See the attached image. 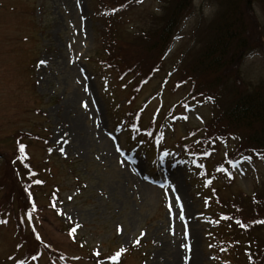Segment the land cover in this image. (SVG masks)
Listing matches in <instances>:
<instances>
[{"label": "rangeland", "instance_id": "obj_1", "mask_svg": "<svg viewBox=\"0 0 264 264\" xmlns=\"http://www.w3.org/2000/svg\"><path fill=\"white\" fill-rule=\"evenodd\" d=\"M111 1L0 0V209L9 211L2 216L8 221L0 224V264L18 262L13 255L19 234L12 216L20 221L30 217V229L32 220L40 241L55 252V264H101V258L103 264H187L181 222L169 212L168 189L158 186L162 176L179 184L187 216H196L184 222L193 236L194 264H239L245 256L242 247L224 253L218 245L222 227H217L215 216L225 210L211 200V192L229 202L239 197L237 206H244L250 216L264 203V160L248 154L226 160L236 148L234 137L209 144L203 137L204 127L208 129L230 102L233 86L235 93L264 81L263 11L251 4L248 18L255 49L237 71L226 69L224 86L214 92V100L187 97L190 89L203 92L211 84L209 76L196 70L193 80L176 88L170 74L180 53L188 51L180 69L194 65L217 9L214 1L190 0L170 39L164 67L146 82L141 77L131 80L132 74L118 76L113 66L106 67V52L117 39L121 45L115 56L121 65L135 64L150 38L147 32L169 0H142L113 14H118L114 20L105 9ZM156 63L140 65L142 77ZM85 87L90 90L85 92ZM93 98L98 104L91 103ZM85 100L88 108L82 106ZM101 114L118 142L104 132ZM136 115L140 133L131 135ZM150 124L159 128L158 143L144 133ZM137 139L149 143L138 146ZM61 142L65 154L57 150ZM188 145L197 152L198 169ZM137 152L139 168L133 171L122 162ZM162 152L172 154V163L163 169L154 163ZM15 155L21 164L29 160L25 167L33 173L31 187L39 185V179L44 182L33 189L30 215L23 210L25 193L12 182L9 159ZM54 187L58 192L50 202ZM253 194L259 203L253 199L251 204L248 196ZM261 230L257 238L264 245V227ZM117 252L121 255L113 260ZM57 253L62 255L59 261ZM47 261L41 254L36 262L22 264Z\"/></svg>", "mask_w": 264, "mask_h": 264}, {"label": "trees", "instance_id": "obj_2", "mask_svg": "<svg viewBox=\"0 0 264 264\" xmlns=\"http://www.w3.org/2000/svg\"><path fill=\"white\" fill-rule=\"evenodd\" d=\"M142 0H112L108 6L105 5V9L112 17L113 14L120 11L128 10V8L134 6L135 3H140ZM214 1L217 9L214 16L209 24V31L205 42L203 43L200 50L197 52L196 60L194 65H190L183 69H180L178 64L184 66L186 64V58L188 51L180 53L179 59L176 62L174 68L170 72L171 75L175 76L174 87L178 88L187 84L189 80L195 78L196 70L204 74L206 77L209 76L211 84L204 86L203 92L194 91L190 89L188 97L190 98H210L216 100L215 91L224 86L225 71L228 68H236L251 52L254 51L252 36L254 26L252 21L248 18V15L252 10V3L258 4L264 14V0H210ZM190 6V0H169V2L162 7L163 13L156 21L153 29L148 31L149 39L143 43L142 52L137 59V63L129 66L121 65L122 59L115 56V51L120 47V42L115 41L107 43L110 46L107 54V66H113L118 72L117 75L120 77L132 74L131 80L140 78L146 81L159 72L164 67L163 59L169 52L171 46V37L177 31L178 22L183 12H185ZM103 11V6H101ZM117 14V15H118ZM117 15L113 16L114 18ZM115 26V24H114ZM113 26V27H114ZM144 32V31H143ZM112 36V35H111ZM264 41V36L262 37ZM145 61H154L156 63L149 71L147 75L142 77L143 71L140 70V65H144ZM192 66V67H191ZM194 84V82H192ZM235 86L232 87V94L228 100L230 102L221 112L212 118L214 123L207 129V125L204 127L203 141L205 144L212 143L220 138H229L228 135L233 136L232 140L235 141L234 152L226 156V160H230L238 155L248 154L258 159L264 160V81L246 87V89L236 91L234 93ZM199 92V94H198ZM197 93V94H196ZM196 94V95H195ZM194 95V96H193ZM219 107V104L216 105ZM222 110V109H221ZM139 115H136L135 121L139 119ZM134 120V119H133ZM232 132V133H231ZM144 133L154 134L153 140L155 143L158 142L159 132L155 131L154 124L145 130ZM228 133V134H227ZM150 136V135H149ZM192 150L195 153V161L198 162L197 152L192 148L191 145L187 146V151ZM196 150H198L196 148ZM190 157L191 153L189 152ZM16 156V155H15ZM13 156V157H15ZM13 158L9 159L11 167L12 182L15 187L20 189L25 195H30L29 183V169L23 165L13 163ZM224 160L219 165L222 168L224 166ZM11 176V174H10ZM8 176H4L3 178ZM6 183L7 180H4ZM209 187L212 183L211 179H208ZM262 192L264 193V185H262ZM256 194V193H255ZM212 199L218 207L220 206L225 210L220 212L215 219L218 221L217 227H222V230L218 232V245L224 253L227 251L238 250L240 247L243 249L244 257L241 258L242 262L239 264H264V245L261 243L260 232L264 224L258 223V221L264 220V203L257 204L248 216L247 212L243 211L244 206H237L235 200H223L217 194L215 190L211 192ZM23 197V196H22ZM25 197V196H24ZM23 197V198H24ZM246 197V196H245ZM251 204L253 199L255 203H259V199H256V195L248 196ZM25 201V199H23ZM258 200V202H257ZM31 205L30 200L28 201ZM215 204V205H216ZM239 204H241L239 202ZM32 210V207H30ZM29 209V208H28ZM233 210L229 211V210ZM245 209V208H244ZM262 210V211H261ZM9 211H2L0 209V220L2 216ZM33 211H31V214ZM19 214V213H17ZM249 217V218H247ZM25 218L20 221L12 216V220L15 228L17 227L19 234V243L16 245V252L13 257H17V264L24 262H36L41 254L47 256V264H55L53 261L55 252L49 250L37 239L38 234L33 227L31 220V229L29 227L30 220ZM225 256V254H224ZM62 255H56V260H60ZM57 261V262H58Z\"/></svg>", "mask_w": 264, "mask_h": 264}, {"label": "snow or ice", "instance_id": "obj_3", "mask_svg": "<svg viewBox=\"0 0 264 264\" xmlns=\"http://www.w3.org/2000/svg\"><path fill=\"white\" fill-rule=\"evenodd\" d=\"M40 64L43 65L44 61L41 60ZM37 83L39 84L40 81L38 80ZM89 90H90L89 87H85L84 88L85 92H88ZM91 103L92 104H98V101H96L95 98H93ZM82 106L85 107V108H88L89 107V102L87 100L83 101ZM101 124L104 127V132L107 135L113 137L118 142L119 141V136H117L115 134V129L109 130L107 128V126L104 125L102 114H101ZM149 135L152 136L154 134H149ZM53 143H56V142L53 141ZM146 143H149V141L142 140V139H137L136 140V144L138 146L141 145V144H146ZM62 144H63V142H61V144L57 145V150L60 153L65 154V148L62 146ZM115 150H116V152L118 154H124L120 149H115ZM24 151H25V146L21 143V145L19 146V153L22 154V153H24ZM189 152L191 153L193 166L195 168H197V169L200 168L201 165L198 162H196L195 159H194L195 153L192 152L191 149L189 150ZM138 156H139V152H137L136 155L131 156L130 158L126 156V158L124 159V161L122 163L125 165L126 168L129 165H131L132 166V170L136 171L139 168V165L137 164ZM171 156H172V154L170 152H167V153L162 152V154L159 156V158L156 161H154V163L157 164L161 169H163L165 167V165H170L172 163V160L169 159ZM16 162L17 161H13V163H16ZM145 179L147 180V178H145ZM158 186L161 187L162 189L163 188H167L168 189L167 195L171 197V201H172L171 204H170V207H169V212H170V214L174 212L176 218L181 222L182 235H183L184 240H187L189 238V229H188L187 225L184 222H185L186 219L195 220L196 216L193 215L190 218L187 216V209L185 208V202H184V200L182 198L179 184H177L174 181L165 182L164 178L162 176L161 177V182H160V184ZM24 199H25V205H24V209L23 210H24L26 215H30L27 212V209L32 207V205L28 202L29 201L28 195H25ZM3 222H4L3 220H0V223H3ZM258 223L264 224V220L258 221ZM72 231L74 232L75 229H72ZM37 239H39V237H37ZM181 247H183L185 249L187 248V245L183 242V240H182V243H181ZM96 255H97L98 258L100 257V253L99 252H97ZM120 255H121V252H117L115 254V257H113L112 259L115 260L116 257H119ZM101 264H103L102 258H101Z\"/></svg>", "mask_w": 264, "mask_h": 264}, {"label": "bare ground", "instance_id": "obj_4", "mask_svg": "<svg viewBox=\"0 0 264 264\" xmlns=\"http://www.w3.org/2000/svg\"><path fill=\"white\" fill-rule=\"evenodd\" d=\"M189 232H191L189 230ZM192 235L189 234V238L186 240V245H187V248L184 249V253L185 255L188 257V263L187 264H194L195 262V257H194V247H193V243H192Z\"/></svg>", "mask_w": 264, "mask_h": 264}]
</instances>
